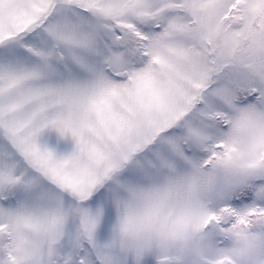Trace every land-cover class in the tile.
Returning a JSON list of instances; mask_svg holds the SVG:
<instances>
[{"label": "snow or ice", "instance_id": "6c2138e0", "mask_svg": "<svg viewBox=\"0 0 264 264\" xmlns=\"http://www.w3.org/2000/svg\"><path fill=\"white\" fill-rule=\"evenodd\" d=\"M0 264H264V0H0Z\"/></svg>", "mask_w": 264, "mask_h": 264}]
</instances>
